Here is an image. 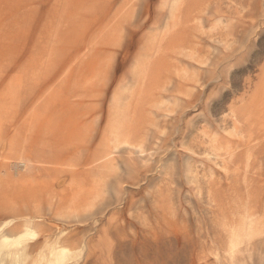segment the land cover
Returning <instances> with one entry per match:
<instances>
[{
	"label": "rangeland",
	"instance_id": "1",
	"mask_svg": "<svg viewBox=\"0 0 264 264\" xmlns=\"http://www.w3.org/2000/svg\"><path fill=\"white\" fill-rule=\"evenodd\" d=\"M0 264H264V0H0Z\"/></svg>",
	"mask_w": 264,
	"mask_h": 264
},
{
	"label": "bare ground",
	"instance_id": "2",
	"mask_svg": "<svg viewBox=\"0 0 264 264\" xmlns=\"http://www.w3.org/2000/svg\"><path fill=\"white\" fill-rule=\"evenodd\" d=\"M235 143H236V145H237V144L240 143V141H239V140H236V141L233 142V144H235ZM261 145H262V144H261ZM258 149H259V148H258Z\"/></svg>",
	"mask_w": 264,
	"mask_h": 264
}]
</instances>
